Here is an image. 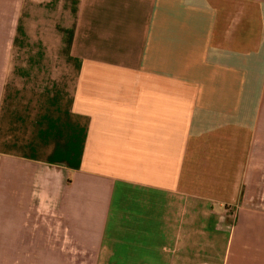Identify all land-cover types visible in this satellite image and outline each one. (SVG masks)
Wrapping results in <instances>:
<instances>
[{
    "label": "crops",
    "instance_id": "0c3cea01",
    "mask_svg": "<svg viewBox=\"0 0 264 264\" xmlns=\"http://www.w3.org/2000/svg\"><path fill=\"white\" fill-rule=\"evenodd\" d=\"M0 264H264V0H0Z\"/></svg>",
    "mask_w": 264,
    "mask_h": 264
}]
</instances>
